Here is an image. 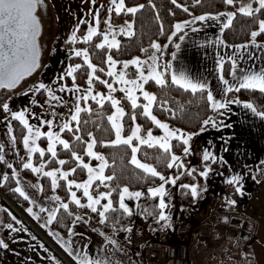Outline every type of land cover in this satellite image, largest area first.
Returning a JSON list of instances; mask_svg holds the SVG:
<instances>
[{"label":"snow or ice","instance_id":"1","mask_svg":"<svg viewBox=\"0 0 264 264\" xmlns=\"http://www.w3.org/2000/svg\"><path fill=\"white\" fill-rule=\"evenodd\" d=\"M225 5H228L234 8V11H225L220 12L216 15L205 14L200 16H194L192 21H182L175 23L171 31V35L167 37L169 42L172 41L173 37H176L177 34L182 33L183 30L188 27L190 24L195 21H217L221 24V31L232 27L234 19L238 15H243L245 17L251 18V22L255 25L254 30L250 31L249 41L243 45L237 46L239 49H242L247 52V58L252 61L260 60L261 57L257 55V52H264V41H260L258 38L264 36V0H223ZM93 5L96 4V0H91ZM171 3L186 13L190 12L189 7L178 3V0H171ZM201 0H194V4H200ZM45 0H0V89L6 90H15L18 86L21 85V82L25 80L26 77L32 76L34 73H38L47 67L41 63V50L40 45L37 40L40 36V19L38 14V9L44 7ZM155 7V5H152ZM105 8L104 5H99L95 11L89 10L88 15L91 16V20L86 18H80L76 25L72 28L71 34L66 38L65 43L75 45L77 43L89 44L92 42L94 37H102V42L95 44V48L107 50L110 52L112 49H120V41L116 39V29L112 24V14L115 13L117 16L121 14H126L129 16H135L138 12L145 8L144 4L138 5H128L126 0H109V6L106 8L107 17L101 21L100 9ZM174 14V13H173ZM221 17H224V20L221 21ZM157 19L159 17L157 16ZM104 23L107 26L106 30L100 29V24ZM81 25L86 26L82 29ZM132 22L125 21L124 26L119 27L120 34L132 35ZM192 31H198L196 28H192ZM161 35L164 34V25L160 26ZM78 33L82 35L78 36ZM184 33L179 35V39L183 40L185 38ZM111 35V39L109 36ZM223 43V41H220ZM151 49L155 51L148 55L147 60H141L139 57L132 59L131 61H125L122 64V69L119 72L114 71L117 61L113 58V55L108 54L104 59H102L100 64H107L109 70L106 72V75L109 77L115 78V83L122 85H131V87H121L120 92L125 94V99L130 101L132 112L128 113L129 120L132 122L129 127L130 134L123 135L124 133V124L120 121L126 115L125 110L121 107V100L116 99L112 93H115L117 89L113 87V83H110L108 80L101 79L99 75H96L97 72L103 73L105 69L99 67L98 64H94L91 59V52L89 48H69L67 51V59L74 60L75 58H80L82 63H69L66 64L64 70L54 77L53 81L50 83H45L42 80L38 81L32 87L28 88L25 91L19 93H13L18 95H24L35 97L36 93L44 94L47 96L45 98L44 104H40L39 101L35 98L31 99L30 103L44 107L48 105V108L52 110L49 111L48 108L45 109L43 113L37 114L34 112H29L28 109L14 111L10 103L8 102L11 99V96L6 97L3 101H0V111L6 114L5 119L8 116L12 120L19 121L20 124L24 126L27 131V135L23 137V145L27 149L29 154L27 162L23 163L24 169H30L34 173H43L45 177H51L52 181V190L55 191L56 188L61 187L58 183V180L65 181L63 185L69 192L71 203L75 204L81 209H87L88 212H84L80 215L74 214L70 211V204L68 202L60 201L59 196L52 198L53 201L57 202V206L54 207H39L40 213H47V219L45 221V226L52 224L53 221L60 223V217L58 213L63 210L69 217H72L70 223L66 225L68 236L75 237L80 236L81 239H84L83 233H77L76 227L79 224L90 225L93 217L89 215L94 214L95 217L99 218V223L101 226L106 228H113L117 232L125 231L131 232L132 228L125 226L122 221L127 218H131L136 213L133 208L126 203L128 200H139L144 193L141 191H130L129 187L125 186L122 189L118 185L112 186L109 184L110 181L115 179L114 175H105V169L109 167L108 162L105 160V157L94 151L97 144V140L92 136V133H88L90 139L85 140L81 135H75L77 132H81V124H87L88 121H81V113H90L91 108H82L80 106L81 101L87 102L89 99L95 101L101 108L104 107L105 100L109 101L111 106L115 108V112L112 115L107 117L108 121L111 123L112 130L115 133V139L110 140L108 144L102 146H117L124 145L131 148V163L137 168L143 170L144 173L150 175L151 177L158 178L161 183L157 187L149 188L148 192L153 198H158V203L154 206L152 210L142 209L141 214L145 217H153L157 224H160L161 227H170L169 221L171 216L166 214V209L170 208V205L166 202L165 197L170 199V193L166 190L165 184L176 185L177 180L180 179V175L175 177H166L162 175L156 168L152 167L147 163H141L137 159V153L139 152L138 145H146L148 148L157 147L162 149L169 163L167 167L169 169L174 167L182 168L183 164L180 163L181 157L172 152L174 147L171 144L173 139L177 141H182L183 153L185 155L190 153V148L187 147L189 141L192 139L193 135L197 133H182L179 129H170L167 123L162 122L160 119H157L156 115H153L152 105L156 101V96L152 95L150 92L145 91L143 85L149 83V81L154 80L156 84L161 85L162 87L166 86V79L163 71H157V57L156 53L162 52V46L158 43H152L150 45ZM177 49L180 48L179 44H176ZM249 49H255L256 51H249ZM55 51V49H53ZM143 52L148 53V49H142ZM172 58H176V53H172ZM244 59L243 56L233 58L232 56L228 57V60L231 62V69L229 74L235 78V85L231 84L227 79L224 78V75H220V80L225 85L223 89V95L226 96L227 93L236 91L239 92L242 89L245 90H259L261 93H264V66L256 68L255 63L250 65L247 68H241L238 60ZM218 67L223 73L224 68V57H221L217 61ZM130 66H135V78H126L128 73L125 71ZM170 64H164L163 68L166 70L170 68ZM147 70V74H145ZM83 71L87 76L86 84L87 88L82 92L79 85L76 84L77 73ZM240 73L238 76L237 73ZM66 78L71 79V85L61 83ZM98 82L100 85H104L108 89V93L96 92L93 95V83ZM171 84L178 85L181 89L185 91H190L192 93H201L202 99H206V102L211 107L213 111H218L221 109H226L232 103H239V101L226 99L220 100L217 99L213 92L209 89L207 81L193 80L191 76L184 70L180 69L176 72H173L171 75ZM55 85V87H53ZM139 90L144 99L147 101L146 104H138V97L135 96V91ZM79 93L76 96V100L73 104H69V101L66 100L63 96L57 95L56 93ZM55 101L56 105L62 107H68L69 113H71L70 121L65 119L64 114L56 109L54 105L50 102ZM167 103L164 101L161 103L160 107H163V104ZM246 108L250 109L256 115L264 117V111H257V109L251 103L244 105ZM136 109H141L140 112H136ZM28 113L29 116L38 121L39 125L46 127L48 130L42 132L40 127L37 125H30L29 120L25 117V113ZM219 115L223 116V112H219ZM139 116H143L146 119L150 120L157 128L162 129L164 132L163 136H154L152 129L148 128L146 135H141V125L137 124L136 121ZM71 122H75L76 127L72 126ZM218 128L220 122L214 119L212 116H209L207 119L202 121L200 132L207 131L208 127ZM228 127L229 125H225ZM56 130H53V129ZM9 131L11 132L10 121H9ZM73 133L74 140L80 144L86 145L83 148V155L76 150V146L71 144L69 140L63 139L61 133ZM45 138L48 141L47 152L51 154L52 162L57 163L59 166L69 165L75 162V167H70L68 170H62L58 167L52 171H44V164L40 166H33L31 163V154L38 153L40 157L45 156V149L40 148L36 141ZM14 139V137H13ZM134 141L138 144H134ZM57 145L62 146L70 159H57L58 153L56 151ZM4 145L0 144V161H5V156L3 155ZM85 156L91 157L93 160L100 161L99 165L96 167L91 166L89 163L85 162ZM203 160L206 162L205 170L200 173L201 176L207 177L209 174L210 166L207 162L211 161L213 163L221 161L222 158H218L213 155L211 152L205 151L203 154ZM264 163V162H262ZM7 167L12 169L13 166L11 163L7 164ZM87 170V180L82 182H77L75 179H70L73 177L77 170ZM187 174L191 175V172ZM183 175V173H181ZM18 173L15 169L12 171L11 177L7 174L0 176V184L10 179H16ZM242 180L241 176H233L228 183L236 185V191L240 192L242 185L240 181ZM16 183L20 184V180L16 179ZM95 188L93 191V186ZM30 187H38L37 185H31ZM182 188L189 189L190 194L193 198L198 195V188L196 185H181ZM82 190V197L86 198L87 203H82L81 198L77 197V192L72 189ZM107 189V191L101 190ZM14 192L19 193L20 196L24 198L25 201L29 200V195L26 194L25 188L16 187L13 189ZM93 192L95 194H93ZM113 193H116V199H113ZM102 201H106L103 202ZM32 203L35 204L36 201L32 200ZM231 204H235V201H229ZM30 214L36 216L37 219L40 217L33 213V209L30 207L27 209ZM13 219H15L13 217ZM19 223V221H17ZM8 229L13 232L20 231V229L14 228L12 224L6 225ZM95 231V229H93ZM100 235H105L104 232H100ZM54 235H58L55 234ZM108 242L112 244L117 250L119 245L115 239L111 237H106ZM35 239V237H34ZM74 243V240L68 239L64 241V250L68 255L72 256L75 260L78 261V264H106L103 259H92L89 258V253L85 251L87 245L81 248L79 251L76 248H73L71 245ZM9 244L6 240L0 239V249L7 250ZM54 259V257L52 258Z\"/></svg>","mask_w":264,"mask_h":264},{"label":"crops","instance_id":"2","mask_svg":"<svg viewBox=\"0 0 264 264\" xmlns=\"http://www.w3.org/2000/svg\"><path fill=\"white\" fill-rule=\"evenodd\" d=\"M218 13L208 14L216 15ZM185 20L192 21L193 17L180 19L177 22ZM223 20L224 17H221V21ZM193 27L198 31L193 32ZM223 31H221L220 22L195 21L186 27L182 33H179V35L187 34L183 40H180L178 36L176 44H179L180 48L174 47L173 49L176 58L173 59L171 55L170 72L168 71L170 78L173 72L184 69L193 80L207 81L213 95L215 97L220 95L221 100H224L229 93L226 96L223 95L225 85L220 80V75L223 74L224 78L231 84L235 85L236 83L235 78L229 74L231 69L229 56L233 58L243 56L244 59L238 60L241 68H247L253 63H255L256 68L264 66V52H257L261 59L254 62L247 58L246 51L237 47L248 43L249 39L241 43H228L223 36ZM258 39L264 41V37ZM249 51L255 52L256 50L249 49ZM221 57H224L223 73L217 64ZM226 62L228 65L227 74H225ZM237 75L239 76L240 73L238 72ZM235 101H239V103L230 104L224 115L216 119L220 122L218 128L209 126L207 131L200 132L199 129L195 132L197 135L193 139L192 150H190L191 161L195 163L194 165L203 166L201 172L205 170L206 162L203 160L205 151L211 152L213 155L216 151L221 153L222 162L220 161L217 167L211 166L213 162H207L211 169L208 176H202V179L196 181L201 184L198 186V197L201 200L197 205L191 202L186 204L190 210L180 209L181 213L184 212L182 213L183 219L186 220L183 225L179 223V228L181 231L188 229L184 234L181 232V235L187 237L182 242L189 245L190 258H192L195 249L198 253H209L215 257L216 250L218 249V254H220L224 247L222 264H264V163H262L264 162V137H253L249 132H246L247 137L240 136L241 132L236 131V123L242 117L240 115L242 108L239 104H241L240 102H251L237 99ZM258 117L261 119L259 130L264 132V117L259 115ZM224 118L228 120V127L221 125ZM224 131L227 134L225 139L221 137ZM39 161L45 165L47 160L39 156ZM96 162L97 160L95 163L86 161L93 167L96 166ZM51 168L45 166L44 171H50ZM62 168L64 167L62 166ZM64 170L68 169L64 168ZM233 176L242 177L240 181L242 188L238 192L237 198L225 189L226 183ZM91 191L93 190L91 189ZM136 191L140 190L137 189ZM78 192L82 193L81 190ZM56 196L62 199L58 191ZM232 200L235 201L234 205L229 203ZM134 209L137 214L139 208L137 209L136 206ZM84 212L88 211H78L76 215ZM15 219L14 221H4L0 215V239L6 240L9 244L7 250L0 249V264H78V261L64 250V241L68 239L74 240L71 246L78 251L87 245L85 251L89 253V258L103 259L106 264H151L148 258L149 248L154 246L164 248L171 245V243L166 245L152 244L151 240L154 237L149 235L150 233L146 228L148 223L139 220L136 216L132 217L127 225L132 228V231L130 233L124 231L120 236L115 232L108 233L102 230L99 225L79 224L75 230L77 233H83L84 239H81L80 236L70 238L67 232L63 234L56 229H52L51 233L48 232L49 234H47L39 222V224L33 222L27 217L26 220L28 221H23L18 217ZM8 224H12L14 228L20 229V231H11L6 227ZM188 224H192L195 228H189ZM100 232H104L105 235H100ZM54 233L58 235H54ZM106 237L115 239L120 250L110 244ZM160 243L163 242L160 241ZM53 257L54 259H52ZM197 259L198 256L193 261L191 259V264L202 263Z\"/></svg>","mask_w":264,"mask_h":264},{"label":"trees","instance_id":"3","mask_svg":"<svg viewBox=\"0 0 264 264\" xmlns=\"http://www.w3.org/2000/svg\"><path fill=\"white\" fill-rule=\"evenodd\" d=\"M100 5H104L105 8L100 9L101 13V21H103L107 15L106 8L108 7V0H99ZM128 5H138L144 4L145 8L138 12L135 16H129L126 14H121L117 16L115 13L112 14V21H124L126 19H130L133 21V34L129 36H125L120 40V49H112L110 52L106 49L101 50L95 48V44H98L99 37H94L92 42L89 44H81L77 43V46H85L90 49L91 59L94 64H98L99 67H103L105 71L103 73L97 72L96 75H99L101 79H110L111 77L106 75L107 64H100L99 62L106 57L109 53L116 56L118 59H123L127 57H132L134 55L147 56L154 49H151L150 45L155 43L156 40L160 41L164 44L165 49L163 51L162 58H170L172 55L173 49L176 45L179 34L176 37H173L172 41L169 42L167 37L171 35V31L173 30L172 26L180 19H186L194 16H200L208 13H218L225 10L234 11L235 9L225 5L223 0H201L200 4H194V0H178V3H181L187 7H189L190 12L186 13L182 10V8H178L171 3V0H126ZM155 5V7H152ZM174 13V14H173ZM157 16L159 19H157ZM264 18V17H261ZM164 25V34L161 35L160 26ZM104 23L100 24V28H102ZM81 28L84 29L86 26L81 25ZM255 25L251 22V18L245 17L243 15H238L234 21L232 27L228 29H224L223 36L228 43H241L247 41L249 39V34L251 30H254ZM264 36L259 37L260 39ZM67 47L73 46L71 44H66ZM142 49H148V53L142 51ZM71 62H80L82 60L80 58H75L74 60H70ZM163 70V65L160 66ZM228 65L227 62L225 64V74L228 73ZM133 70H135L133 68ZM164 76L166 77V86L162 87L155 83L154 80L149 81L146 84L149 88H151L156 96V101L152 106L153 113L162 120H166L171 124L181 126L190 132H197L202 124V121L207 119L209 116L214 117L215 119H219L221 115L218 113L221 112L213 111L211 107L206 102V99H202L201 93H192L190 91H185L181 89L178 85L171 84V78L169 76V72H165ZM87 76L83 71L77 73L76 83L81 86H87L86 84ZM66 82L71 84V79L66 78ZM96 88L106 89L104 85H100L98 82L93 83ZM117 94L121 95L122 101L125 105V113L126 115L122 118L124 124V135L130 134L129 127L131 125V121L129 120L128 113L132 112L130 101L125 99V95L123 92H120L119 89L116 91ZM37 98L40 103L45 100V93H37ZM237 98L239 100H248L253 103L259 111H264V93H261L259 90H245L242 89L239 92L233 91L227 95V99ZM167 101V103L163 104V107H160L161 103ZM83 108H91L90 113H81V121L87 120V124H81V132L75 133V135H81L83 139L88 140V133L91 132L92 136L97 140V144L95 146L96 150L102 151L104 154L106 161L108 162L109 167L105 169L106 175H114L115 179L110 181L109 184L112 186L118 185L120 189L127 186L132 190H142L144 195L139 199V210L136 214V217L145 222V223H157L153 217H145L141 214L142 209L152 210L154 206L158 203V198H153L151 194L148 192L149 186L156 185L160 182L158 178L151 177L150 175L143 172V170L137 168L133 165L131 161V148L124 145L117 146H102L108 144L110 140L115 139L114 130H112L111 123L108 121L107 117L112 114L113 107L110 102L105 100L104 107L101 108L95 101L89 100L88 106H86V102L81 101ZM142 104V103H139ZM136 112H140L141 109H136ZM4 113L0 111V116H3ZM12 127L15 134V140L17 147L20 150H23V137L25 136L26 129L19 121L11 120ZM141 125L142 131L146 132L148 128H151L153 132H160V129L157 128L154 124L151 123L150 120L146 119L143 116H139L136 121ZM72 126L75 128V122H71ZM62 135L69 140V142L76 146V150L83 155V148L86 147L84 144H80L79 142L74 140L73 133H62ZM43 146H46V139H40ZM171 144L174 146L172 148V152L174 154L181 155L182 161L184 164H187L192 159L191 153L185 155L183 153V145L182 141H177L173 139ZM138 155L142 160L149 162L155 166V168L161 174H169L172 172L180 171L183 175L180 176V188L178 193V200L181 203L189 204L193 197L190 194V188L185 189L182 188L181 185L188 184L193 185L196 181L202 179L200 175L201 169L203 166H196L191 171L183 172L182 168L174 167L169 169L167 164L170 162L167 158V154L163 152L162 149L157 147L148 148L146 145L139 146ZM58 153L57 159H70L69 154L63 150L62 146L57 145L56 149ZM44 158L47 160L45 166L47 168L58 165L57 163L52 162L51 154L45 151ZM35 160H39V154L35 153ZM85 161H90V163H95L91 157L85 156ZM212 167H217V163H212ZM65 169H69L70 167H75V162L63 166ZM26 173L32 175L31 170L25 169ZM87 170H77V173L70 178L76 180H82L86 176ZM191 172V175L187 174ZM7 175L11 177L12 173L9 172ZM58 183L61 187L56 188L61 198L70 204V211L74 214L78 211H89L87 209H81L75 204L71 203L69 192L63 185L65 181L58 180ZM16 179H10L9 181H5L0 184V200L2 204H4L0 208V215L2 220L4 221H14L13 219L18 217L23 221L26 220V217L31 219L25 211V207L28 204V201H25L19 193L13 191L16 188ZM95 185L93 186L94 190ZM225 189L235 198L238 197V192L236 191V187L233 184L226 183ZM107 190V189H101ZM52 192V184L51 178L42 176V193L44 195H49ZM113 199H116V193H113ZM60 217V223L53 221V225L60 229L62 232L66 233L68 225L72 219L66 213L61 210L58 214ZM93 217L91 224L99 225L102 230L106 232H115L118 236H120L124 231L117 232L113 228H106L100 225L99 218L95 217L94 214L91 215ZM131 218L125 217L122 223L127 226L130 222ZM32 220V219H31Z\"/></svg>","mask_w":264,"mask_h":264},{"label":"rangeland","instance_id":"4","mask_svg":"<svg viewBox=\"0 0 264 264\" xmlns=\"http://www.w3.org/2000/svg\"><path fill=\"white\" fill-rule=\"evenodd\" d=\"M45 3H46V10L45 11L39 10V13L41 15L42 30H41V34L38 38V42H39V45L41 48V63L44 65H47V67L44 68L43 70L39 71L38 73H34L30 77H26L25 80L21 82V85L18 86L17 89L13 90L12 93L3 94V95L0 93V101H3L6 97L11 96V99L8 102L10 103V106L14 111H20V110L28 109L29 112H34V113L40 114V113H43L46 108H48V105H46V104L44 105V107H40V106H37V105L30 103L31 99H33V98L38 100L37 93L35 94V97H32L31 95L24 96V95H18V94H13V93L14 92L19 93V92L25 91L28 88L32 87L34 84H36L38 81H41V80L45 83H50L51 81H53L55 76H57L59 73H61L64 70L66 64L74 63V62H71L70 60L67 59L68 49L72 48V47H75V48H86V47L81 46V45L80 46L73 45V46L67 47L65 45L66 38L71 34L72 28L76 25L77 21L80 18H86L88 20H91V16L88 15L89 10L91 9L92 11H95L96 8H98L100 5L99 0H96L95 5H93L91 3V0H45ZM107 5L109 6V0L107 1ZM106 17H107V15H106ZM125 21H131L132 22L131 32H133V21L132 20L126 19L124 21H115V22L112 21V24L114 25V27L116 29V39L119 41L123 37L129 36L127 34H120L119 33V27L124 26ZM100 29L106 30L107 26L104 24L103 27ZM80 35H82V33H78V36H80ZM109 39H111V35L109 36ZM101 42H102V37H99L98 43H101ZM155 43H158L159 45L162 46V52L156 53L157 57H159V59L157 61V64H158L157 71H163L164 73L167 71L170 72V68H168L166 70L163 68V70H162V68L160 66L164 65L166 63L170 64L171 56L168 59L162 58V62H161V57L163 55V51L165 49V46L163 43H161L158 40H156ZM53 49H55V51H53ZM154 51L155 50H153L152 52H154ZM109 54H111V53H109ZM111 55H113V54H111ZM148 55L147 56L134 55L132 57L123 58L121 60L113 55V58L117 61V64H116L114 71L119 72V71L123 70L122 64L125 61H131L132 59L137 58V57H139L141 60H147ZM76 63H80V62H76ZM133 68L135 70H133ZM108 70H109V66L107 65L106 71H108ZM125 71L128 73V76L126 78H129V79L135 78V72H136L135 66H130ZM145 74H147V70H145ZM105 80H107V79H105ZM108 81L110 83H113V87H115L116 89H120L121 87H131V85H122L119 83H115L114 77H111L110 79H108ZM61 83L67 84L69 86L71 85V84H68L66 82V79L64 81H62ZM77 85L80 86L82 92L87 88V86L84 87V86H81L80 84H77ZM53 87H55V85H53ZM143 88L145 91H148L152 95H154L153 90L151 88H149L147 85H143ZM96 92L107 94L108 89L107 88L106 89L96 88L95 85L93 84V95H95ZM56 94L63 96L66 100L69 101L70 105L75 102L76 96L79 95V93H60V92H57ZM112 95L116 99L121 100L120 106L123 107L125 110V105L122 101L121 95L117 94L116 92L112 93ZM46 96H47V94L45 93V98H46ZM135 96H137L139 98L137 101L138 104L139 103H142V104L147 103V101L144 99L142 93L139 90L135 91ZM216 98L220 99V100L222 99V97H220V95H217ZM226 99H227V96H226ZM226 99H224V100H226ZM236 99L237 98H234L231 100H236ZM89 100L86 102V106H88ZM237 100H239V99H237ZM44 101L42 103H40V102L39 103L44 104ZM50 103L52 105H54L56 107V109H58L59 111H61L64 114L65 119L70 121L71 113H69L68 107H62V106L56 105L55 101H51ZM240 103L241 104H239V105H241V108H242V112L240 115H242V117H240V119H238V123H236V131L241 132L240 136L247 137L248 134H246V132H249L253 137H259V138L264 137V134H263L264 132L259 130V121L261 119L258 117V115H255L250 109H248L244 106L247 103H242V102H240ZM80 106L82 108L84 107V106H82L81 103H80ZM48 110L51 111L52 109L48 108ZM225 110L226 109H221L220 111L224 113ZM114 112H115V108H113L112 114ZM153 115H155V114L153 113ZM5 117H6L5 113L2 117H0V144L4 145L3 155L5 156V161H0V176H2L3 174H8L9 172L12 173L13 169H15L16 172L18 173V176L16 177V179H19L21 182L20 184L16 183V186L25 188L26 194L29 195L28 204L25 207V211L28 214V216L33 220V222L41 223V225L43 226L42 228H44L43 231L46 232L47 234L51 233L52 229H54V230L56 229L57 231H60L61 233L66 234V233L62 232L60 229L56 228L53 225V223L45 226V221L47 219V213H40L39 207L40 206H43V207H54V206H56L57 202L53 201L52 198L56 196L57 189L55 191L52 190V192L49 195H44L41 192V185H42L41 176L43 175V173L42 172L41 173L31 172L32 175L26 173V170L23 168V163L27 162L29 154H28L27 149L25 147L23 148V151H20L18 149V147L16 146L15 136H14L12 122H11L12 119L10 116H8L7 119H5ZM25 117L29 120L30 125L39 126L42 132L48 130L46 127L39 125L38 121H36L31 116H29L27 112L25 113ZM221 117L222 116H220V118ZM157 119H159V118L157 117ZM160 120L164 123H167L169 125L170 129H179L180 132L186 133V134L187 133H195V132H190L181 126L171 124L166 120H162V119H160ZM9 121H10L11 132L9 131ZM120 122L123 123V119ZM221 125H223V126L228 125L227 118H224L221 121ZM53 130H56V129L54 128ZM25 135H27V131H26ZM141 135H146V132H144V133L141 132ZM153 135L154 136H163L164 132L162 129H160V132H153ZM13 137H14V139H13ZM61 137L63 139L68 140L67 138H65L62 135V133H61ZM221 137L223 139L227 138L226 131L222 132ZM229 137H230V135H229ZM194 138H195V135L192 136V139L189 141V144L187 145V147H189L190 150H192ZM225 142H227V141H225ZM36 144L40 148L45 149V151L47 150V147H48V141L47 140H46V146H43L41 144L40 139L36 141ZM134 144H138V142L134 141ZM138 146H140V145H138ZM56 149H57V147H56ZM93 150L104 156L102 151L96 150V148H94ZM214 153H215L214 155L216 157L222 158L221 153L219 154L217 151ZM34 154L35 153L31 154V163L33 164L34 167L40 166L42 164V162L44 163L43 160H42V162H40L39 160L35 161L34 160ZM176 155L181 157V155H179V154H176ZM43 158L44 157H42V159ZM137 159L141 163H147V164H149L155 168V166L153 164L146 162L145 160H142L139 157L138 153H137ZM105 160H106V158H105ZM8 163L12 164V166H13L12 169L7 167ZM36 163H37V165H36ZM99 163H100V161H97L96 166H98ZM180 163L183 164V167H182L183 172L191 171V170H193L194 167L197 166V165H194L195 163L193 161H189L187 164H184L182 161V158L180 160ZM215 163L220 164V161L218 160V162H215ZM58 167L62 168V166H59V165L57 167L53 166L50 171H52ZM62 170H64V168H62ZM162 175H164L166 177H175L177 175L181 176V172L178 171V172H172L169 174H162ZM84 178L80 181H78L76 179L75 180L77 182H82L84 180H87V176L85 179ZM51 181H52V178H51ZM159 184L152 185L149 188L157 187V186H159ZM31 185H37L38 187H30ZM193 185H196L198 188V186L201 184H200V182H196ZM165 188L170 193V199L168 197H165L166 202L170 205V208L166 209L165 211H166V214H169L171 216V220L169 221L171 226L170 227H161V225L157 224V223L148 224L146 226V228L148 229V231L150 233L149 235H152L154 237V239L151 240L152 244L166 245L168 243L172 244V243H175L177 241L182 242V241L187 239V237H184L181 235V232H183V234H184L188 231V229L181 231L179 228V225H180L179 223H181V225H183L185 220H186V219H183L184 215L182 213H184V212L181 213L180 209H186V211L190 210V209L186 204L181 203L178 200L180 182H179V180H177V183L175 186H173L171 184H165ZM72 190L77 192V197L81 198L82 203H87L86 198L82 197V193H79L78 190L75 188H73ZM129 190L131 191L132 189L129 188ZM90 191H91V189H90ZM132 191H136V190H132ZM81 192H82V190H81ZM93 194H95V193L93 192ZM198 196H199V192H198L197 197L192 199L191 203L197 205L201 200L200 197H198ZM32 200H35L36 203L33 204ZM60 200L64 202L63 199H60ZM127 203L129 204V206L131 208H133V210H135L134 208L136 206H137V209L139 208V200H128L127 199ZM3 205L4 204H2V201L0 200V208ZM30 207L33 209V213L37 214L40 217L39 219H37L36 216H34L33 214H30L27 211V209ZM89 215L91 216L92 214L90 213ZM135 216L136 215H133L132 217H135ZM188 225H189V228H191V229L195 228V226H193L192 224H188ZM160 241H162L163 243H160ZM193 246H194V243H193ZM216 251H217L216 255H215V257H213L209 253L208 254H206L204 252L198 253V251H196V249H195L191 259L193 261L198 256L197 260L198 261L200 260L202 262L201 264H222V262L224 261L223 260L224 255L222 254L224 252V247L222 248V251L220 252V254H218V249Z\"/></svg>","mask_w":264,"mask_h":264},{"label":"built area","instance_id":"5","mask_svg":"<svg viewBox=\"0 0 264 264\" xmlns=\"http://www.w3.org/2000/svg\"><path fill=\"white\" fill-rule=\"evenodd\" d=\"M151 264H191L189 245L185 242L167 247L155 246L148 249Z\"/></svg>","mask_w":264,"mask_h":264},{"label":"water","instance_id":"6","mask_svg":"<svg viewBox=\"0 0 264 264\" xmlns=\"http://www.w3.org/2000/svg\"><path fill=\"white\" fill-rule=\"evenodd\" d=\"M39 19H40V16H39ZM41 30H42V24L40 22V32H41ZM37 42H38V40H37ZM38 44H39V42H38ZM40 50H41V48H40ZM11 92H13V90L0 89V93H2V94H9Z\"/></svg>","mask_w":264,"mask_h":264},{"label":"flooded vegetation","instance_id":"7","mask_svg":"<svg viewBox=\"0 0 264 264\" xmlns=\"http://www.w3.org/2000/svg\"><path fill=\"white\" fill-rule=\"evenodd\" d=\"M39 10H41V11H45L46 10V3H45V5H44V7H42V8H40V9H38V14H39V16H40V22H41V15H40V13H39ZM42 24V23H41ZM41 33V32H40ZM12 93V92H11ZM2 94V93H1ZM10 94V93H9ZM3 95V94H2Z\"/></svg>","mask_w":264,"mask_h":264}]
</instances>
